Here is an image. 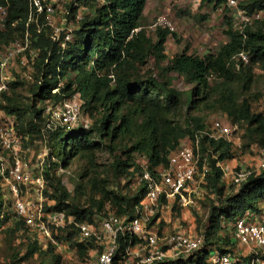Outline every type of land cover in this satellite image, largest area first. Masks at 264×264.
<instances>
[{
    "label": "trees",
    "instance_id": "16d2710c",
    "mask_svg": "<svg viewBox=\"0 0 264 264\" xmlns=\"http://www.w3.org/2000/svg\"><path fill=\"white\" fill-rule=\"evenodd\" d=\"M147 2L105 0L99 4L97 0H84L94 13L86 16L75 32L74 41L63 49L60 42L51 38L52 32L48 27L38 32V26L43 27L45 20L41 16L37 24L34 18L31 19L28 0H0V6L9 10L6 29L0 30V51L22 40L28 32L30 48L25 55L30 56V50L37 55L32 59L34 79H26L32 83L31 92L36 104L28 105L21 100L18 90L24 84L14 80L9 90L3 93L0 109L19 135H42V128L47 133L52 154L58 162L49 158V167L46 165L39 171L47 184L45 195L55 202L54 207L45 210L49 213L63 212L76 218L75 225L54 236L60 245L68 250L77 249L80 255L88 256L96 246H86L76 240L79 234L77 224L95 223L110 212L123 218L133 217L135 208L144 200L146 190L144 185L137 183L139 169L134 153L146 155L154 167L164 166L184 139L195 141L199 136L203 155L201 166L204 159L208 166L206 174L199 176L206 178L209 189L219 200L224 197L226 185L220 165L233 157L234 146L225 141L209 142L203 133L210 126L203 125L190 113L198 106H208L212 97L209 82L212 76L227 82L245 79L243 90L249 91L252 67L235 59L242 51L250 53L251 65L264 64V21L256 22L241 32L234 28L229 17L226 30L229 42L217 54L200 57L185 50L163 70L165 74L173 72L184 78L188 85H193L191 90L180 89L168 76L159 79L154 75L141 77L138 69L146 64L147 59L153 56L166 59L162 54L171 36L168 30L159 29L157 42L153 44L149 39L143 26ZM201 3L221 7L224 1L201 0ZM241 7L249 12L262 10L264 0H250ZM136 29L141 31L133 33ZM74 96L79 97L81 110L92 119L90 126L82 125L69 132L48 129L44 108ZM238 100L233 93L224 96L225 111L233 124L246 126L249 135L257 138L264 147V115L254 114L249 101L244 100L242 105H238ZM183 114L188 118L186 125L180 123ZM3 151L0 144V152ZM104 154L111 159L108 172L116 180L127 179V185L124 188L118 185L116 191H111L109 180L95 181L91 176L96 171L89 168L80 180L79 190L91 185L100 199L92 201L88 208L76 205L64 186L63 178L56 172L59 168L68 169L77 158L85 159L90 167L97 166ZM177 209L174 206L173 210ZM11 210L14 209L6 202L0 182V229L13 221ZM248 212L264 215V167L253 172L238 189L232 190L224 202L212 207L211 227L205 232L206 249L198 258L190 259L188 264H206L213 247H218L222 253L233 254L237 243L228 225ZM15 219L16 226L9 233L14 235L22 229L30 244L28 257L22 260L35 256L41 249L44 255L58 249L51 243L45 245L16 213ZM165 226L166 223H162L160 228ZM220 231L226 232L227 238L217 236ZM61 260V256H56L52 264H61Z\"/></svg>",
    "mask_w": 264,
    "mask_h": 264
},
{
    "label": "built area",
    "instance_id": "2783aa9c",
    "mask_svg": "<svg viewBox=\"0 0 264 264\" xmlns=\"http://www.w3.org/2000/svg\"><path fill=\"white\" fill-rule=\"evenodd\" d=\"M31 19L36 23L44 17V26H38V32L48 27L51 38L60 42L63 49L74 41L75 32L86 16L94 11L84 4V0H28ZM105 0H97L103 4ZM193 1V0H186ZM224 8L236 30L244 32L256 22L264 21V9L249 12L241 5L250 0H223ZM201 2V0H198ZM9 19V10L0 6V30H5ZM33 19V20H34ZM70 20V21H69ZM156 29L175 31L173 22L167 16H161L155 24ZM141 31L136 29L133 33ZM64 36V37H63ZM63 37V40L61 38ZM30 48V35L27 32L18 40L0 51V100L15 80L14 71L18 69L17 60L26 57ZM37 55L30 50V57ZM235 59L245 66L252 64L250 53L242 51ZM25 65V63H22ZM32 68L28 67L26 78L33 81ZM82 103L78 96L65 100L45 112L48 129L57 125L71 126L81 123ZM6 119V120H5ZM89 127L90 124H81ZM239 126L222 120L211 123L209 130L203 133L208 141H225L236 146ZM0 182L6 202L10 203L19 219L43 243L65 248L55 239V234L75 225V219L63 212H46L43 196L47 190L46 182L40 172L34 171L17 155L21 144L20 135L7 115L0 110ZM201 139H186L170 156L164 166L154 167L146 155L134 153V161L139 169L138 184L145 187L144 200L135 208L133 217H120L114 212L99 217L95 223L77 224L79 234L76 240L86 246L95 244L91 252L94 264H188L206 249L205 232L188 229H161L167 224L166 216L174 206L188 207L192 204V195L196 193L195 183L199 175L207 172V160L200 152ZM223 181H229L238 189L253 173L238 172L228 162L220 165ZM264 167V161L259 170ZM42 170V168H41ZM35 191L38 199L23 197L24 193ZM231 190V191H232ZM233 239L237 243L234 253H222L218 247L211 248L206 264H264V215L248 212L234 219L229 225ZM238 249V250H237ZM215 253L213 256L212 253Z\"/></svg>",
    "mask_w": 264,
    "mask_h": 264
},
{
    "label": "rangeland",
    "instance_id": "374dc122",
    "mask_svg": "<svg viewBox=\"0 0 264 264\" xmlns=\"http://www.w3.org/2000/svg\"><path fill=\"white\" fill-rule=\"evenodd\" d=\"M161 16H167L175 26V31L170 32L171 36H169L165 51L162 54L166 59H158L153 56L146 60L144 66H139L138 72L141 77L154 75L159 79L161 76H168L173 79L174 84L180 89L191 90L193 85H188L184 78L179 77L173 72L165 74L163 70L168 67L169 63L177 55L182 54L185 50H188L190 54L199 55L200 57L217 54L229 42V37L226 33L228 29V11L224 6L214 7V5L203 4L198 2V0H148L144 12L143 26L153 44L157 42L159 32V29L155 28V24ZM25 56L23 61L22 58L17 60L18 69L14 71L16 82L24 84L19 88L18 96L24 103L35 105L36 102L31 92L32 83H28L25 76L28 67L34 69V62L29 55ZM23 62L25 65L22 64ZM250 67H252V83L249 91L243 90L246 84L245 79L227 82L222 78L212 76L209 79L212 97L208 106H198L190 115L200 120L205 126H210L215 120H222L233 124L222 102L223 97L230 95V93L239 98L238 105H242L243 101L247 100L254 114L264 115V64L253 63ZM64 83L65 81L61 83V86ZM54 106V104H48L44 109L46 111ZM83 123L88 125L92 123V119L86 111L81 110V123L79 125L67 128L66 126L57 125L56 129H63L69 132L80 128ZM180 123L183 125L188 123L186 114L180 116ZM239 129V133L236 136L238 142L233 148V157L228 163L230 167L238 172H258L260 165L264 161V147L257 142V138L249 135L246 126L239 124ZM46 134L44 128H42V135H20L21 144L17 155L29 167L34 169L35 173L39 172L41 168L44 169L46 165L49 167V158H51L52 162H58V159L52 154L53 151H51ZM183 141H186V139ZM201 156H203L202 152ZM110 162L111 159L107 154H104L99 159L97 166L91 167L85 159L77 158L68 169L59 168L56 174L63 178L64 186L75 201V204L88 208L92 201L100 199V196L95 194L91 185L79 190V186L81 185L80 180L89 168L96 171L91 176L95 181L109 180V190L111 191H116L118 185H121L123 188L127 185V179L121 178L120 180H116L108 172ZM85 183L83 185H86ZM224 184L226 185L225 194L219 200L214 192L209 189L206 178L199 176L193 184L196 193L192 195V204L188 207L178 208L176 211L172 210L166 216L167 224L165 229L173 231L174 229L183 228L188 230L195 229L197 232H206L211 227L210 217L212 207L220 205L231 193L232 186L230 182L224 181ZM26 196L34 200L38 199V195L32 190L27 194H23V197ZM43 197L46 208L55 206V202L50 200L45 193ZM10 214L13 221H10L5 227L0 229V264H52L56 256H61V264H94V260L90 256L91 254L88 256L80 255L77 249L68 250L66 247L53 250L47 255L42 254L41 252L44 250L41 249L42 251H38L35 256L22 260L28 257L30 244L22 233V229L14 235L9 233L10 229H14L16 226L14 224L16 220L14 210H11ZM73 218L76 219L74 216ZM217 236L225 239L227 238V233L220 231L217 233ZM212 255L214 256L215 253L213 252Z\"/></svg>",
    "mask_w": 264,
    "mask_h": 264
},
{
    "label": "clouds",
    "instance_id": "9594fccd",
    "mask_svg": "<svg viewBox=\"0 0 264 264\" xmlns=\"http://www.w3.org/2000/svg\"><path fill=\"white\" fill-rule=\"evenodd\" d=\"M1 110V109H0Z\"/></svg>",
    "mask_w": 264,
    "mask_h": 264
}]
</instances>
